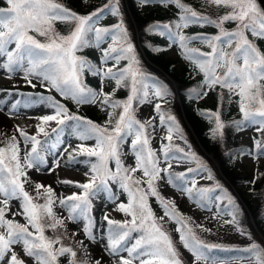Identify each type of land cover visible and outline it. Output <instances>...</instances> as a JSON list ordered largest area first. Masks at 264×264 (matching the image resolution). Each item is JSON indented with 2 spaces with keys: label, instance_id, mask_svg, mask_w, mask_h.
<instances>
[{
  "label": "snow or ice",
  "instance_id": "snow-or-ice-1",
  "mask_svg": "<svg viewBox=\"0 0 264 264\" xmlns=\"http://www.w3.org/2000/svg\"><path fill=\"white\" fill-rule=\"evenodd\" d=\"M152 2L137 0L141 7ZM158 2L162 6L174 5L179 9L178 19L174 23L157 22L150 25L147 31L161 36L167 33L169 39L178 45L183 58L193 65V70L202 75L201 86L191 89L195 98L202 99L219 88L216 110L201 111V115L214 124L210 129L211 138L222 139L224 135L226 125L221 110L225 90L229 98H239L237 103L242 119L232 121L234 127L243 130V125L251 121L261 125L258 131H264V51L255 43V39L264 40V7L258 0H203L205 10H216L213 17L212 13L198 11L184 0ZM0 3L3 4L0 6V56L4 57L0 69L9 74L23 72L24 81L32 88L37 86L33 83V79H36L49 92L54 89L77 105L95 104L107 112L104 124H99L70 114L69 109L51 95L39 94L37 99L29 96L25 107L32 103H47L53 113L36 118L39 122L35 124L33 134L19 124L14 125L11 135L0 134L5 137L0 141L3 145L0 146V264H60L61 257L66 258L67 264H184L169 233L163 228L165 217L178 225L176 231L180 241L194 257V264L206 259L203 248L223 247L206 244L199 239L188 223L190 218H184L178 210L169 211L170 206L175 208L174 202L171 205L164 203L157 190L156 182L164 179L162 173L167 172L168 182L174 184L172 173L168 171L172 167L168 157L173 126L179 129V125L174 116L162 109V102L167 100L169 90L143 69L124 23L120 0H110V3L87 14L73 11L61 0H0ZM105 11L117 17V22L110 26H98L97 20ZM57 23L69 25L68 32L58 31ZM226 23H232L235 27L228 29ZM190 25H209L217 29V33L183 34V29ZM249 34L255 39H250ZM38 37H42L43 41ZM193 42L207 44L210 51L190 48ZM86 48L97 50V62L93 63L78 54ZM154 50L159 52L165 49ZM121 61H127L124 67H119ZM85 72L97 78L98 88L85 83ZM11 78L9 75L8 79ZM152 79H157L155 85L148 83ZM106 80L114 81L109 92L104 91ZM121 88L128 90L123 100L115 98ZM134 103L151 104L155 114L143 121L138 119ZM19 104L20 101H16L11 105L9 117L17 114ZM157 117L161 126L166 123L170 125L164 137L169 143L161 147L166 167L161 166L160 156L150 147L149 129L155 130ZM66 121H75L73 130L77 139L94 140L95 144H79L75 148L68 146L63 149L68 163L76 161L79 154L88 158L85 163L89 165L84 173L86 182L61 181L80 190L63 196L57 194L50 184L33 182L28 171L35 169L39 172L41 166L49 168L46 156L42 154L44 144L52 134H56V142L60 143L59 133ZM53 122L55 127H52ZM126 137H132L134 166H126L122 159V145L127 142ZM21 143L24 144L23 154ZM51 147L55 148L56 144ZM255 148L257 158L264 156V143L256 140ZM248 154H251V150ZM187 155L200 168L205 167L194 152ZM52 163L54 167L49 171L59 168L61 160ZM197 170L189 168L187 171ZM136 172L141 175L135 176ZM184 175L179 174L177 179ZM260 176H264V173H260ZM207 178L213 179L211 174ZM28 183L34 184L35 196L26 190L25 184ZM113 186L118 187L120 192L112 191ZM100 191L109 192L108 199L114 205L113 211L124 213L126 218L115 220L110 218L107 211L102 212V218L107 222L106 234L97 237L94 231L95 217L91 212L92 198ZM186 191L191 195L192 187ZM199 191L203 199L204 194L212 189L202 188ZM124 194L127 202L120 200ZM149 195L160 201L164 208L163 216L156 217L148 202ZM41 199L43 202H40ZM13 201L18 202L15 208L12 207ZM57 208L61 211L58 212ZM16 216L22 217L23 223L16 220ZM225 223L236 224L235 214ZM69 224L76 225V230L70 233ZM48 230L52 231V236L46 235ZM238 230L244 234L243 230ZM134 232L140 235L129 247L127 242ZM77 235L83 238L76 240ZM65 240L73 243L66 244ZM85 240L101 246L98 258L91 257ZM77 249L81 250L82 259H78ZM245 251L252 253L247 258L251 264H264V247L260 244L252 243ZM122 252L127 255H121Z\"/></svg>",
  "mask_w": 264,
  "mask_h": 264
},
{
  "label": "rangeland",
  "instance_id": "rangeland-1",
  "mask_svg": "<svg viewBox=\"0 0 264 264\" xmlns=\"http://www.w3.org/2000/svg\"><path fill=\"white\" fill-rule=\"evenodd\" d=\"M65 6L69 7L73 11L79 14H87L91 11H95L105 4L110 3V0H61ZM185 3L191 5L193 8L201 11V9L196 8L194 0L190 2L184 0ZM260 3V0H258ZM261 7H264L260 3ZM0 6H3L0 3ZM120 8L123 13L124 23L130 34L131 42L135 46L136 53L139 60L143 66V69L150 74V76L158 79L159 82L163 83L169 90V95L167 100L162 102V109L166 114H170L175 117L176 123L179 125V129L174 126L173 130V140L171 141V149L168 157V163L172 165L171 169L168 171L175 174L176 177H172L173 183L168 182V173H162L164 179H160L156 182L157 190L161 197L164 198V203L171 205L174 202L175 208L169 207V211L178 210L179 213L183 214L184 218H190L188 223L196 232L199 239L203 240L206 244H217L222 245L227 250L236 249L231 252L228 257H220L215 255L214 248H203L202 251L205 256V260H201L199 264H251L247 259L252 253L245 251L249 248L252 243L262 245L264 247V176H260V173H264V156L257 158L255 141L260 140L264 143L263 131H258L261 127L259 124L252 123L244 130H241L235 136L237 143L240 146L247 147L251 150V154H245L240 157L238 161L230 165L227 170L223 168V165L219 161V155L224 153L222 141L225 142L224 135L222 139H212L210 136V129L214 126L213 122H210L207 118L201 115L202 110H216L218 94L214 91H210L207 96L202 99L195 98V94L191 93V89L198 88L200 85L194 84V79L202 78L201 74H197L193 70V65L185 60L181 55V50L176 43H173L169 39L167 33L161 36L156 34V32L147 31L150 25L156 24L157 22L161 24L174 23L177 20L179 9L174 5L162 6L159 4L158 0H153L151 4L142 7V10L136 11L138 17L134 14L133 10L130 8L129 0H120ZM155 8H165L169 10L168 19L162 21L154 18V15L162 16L165 10H155ZM155 11L159 14H155ZM205 14L212 13L213 17L215 15V9H208L202 11ZM143 15L142 17H139ZM144 18V19H143ZM117 22V17L110 14V12L105 11V13L98 18V26H110ZM57 30L61 33H67L69 30V25L57 23ZM225 27L232 29L235 27L232 23H226ZM175 31V29H173ZM195 33H205L208 35H214L217 33V29L212 26L205 25L203 27L199 25H190L188 28L183 29V34L193 35ZM158 37L160 40V46L164 51H160V60L165 62L174 63V71L169 74L163 63L153 57L149 58L148 52H153L155 46V40L153 37ZM250 39H255L251 37ZM43 41L42 37H38ZM256 45L260 50L264 51V40L255 39ZM151 45L152 47H149ZM107 47V44L104 45ZM190 48H197L202 52L210 51L207 44L201 42H193L189 45ZM84 57H87L93 63L97 62L99 53L94 48H86L82 52L78 53ZM4 57L0 56V62H3ZM127 61H121L119 67H124ZM111 66V62L109 64ZM11 75V79L8 76ZM23 72H15L12 74L7 73L5 70L0 69V108L3 109L0 112V134L8 133L12 134L14 125L19 124L23 127L29 134L35 132V124L39 121L37 117L52 114L53 109L48 107L47 103L30 104L25 107L26 99L25 95H20L19 92L29 91L40 92L45 96H53L56 100L64 104L70 111V114H75L78 116H83L85 118L91 119L96 123L104 124L107 112L102 110L98 105L81 104L77 105L71 99L62 97L54 89L48 91L45 87H42L36 79H33V83L37 86L32 88L23 79ZM157 79L149 80L150 85H155ZM84 81L92 88H98V80L95 76L88 72L84 73ZM187 81V82H186ZM114 86V81H105L104 91L109 92ZM198 86V87H196ZM3 90H6L3 91ZM128 95V90L126 88L119 89L116 94V99H126ZM185 98H189L190 109L194 113H198L199 117L204 122V137L205 142L201 140L193 130V126L189 123L186 113H185ZM238 97H235L236 104H230V108L233 110L234 117L237 118L240 115L238 107ZM16 101H20L17 105V114L14 117H9V109L12 104ZM136 116L140 120H146L152 115H154L153 107L151 104L136 105ZM225 105L221 110L222 120L226 122V114L229 112ZM119 111V110H117ZM29 114H34L32 117ZM29 117V118H28ZM156 124L155 130L149 129L151 133L150 136V147L154 149L157 155L160 156V163L162 167H166L164 162L163 153L161 152L162 144H168L169 142L164 139L168 134L167 129L170 126L165 124L161 126L159 124V118L154 122ZM75 121H66L65 125L62 126L63 130L59 133L60 143L56 142V134H52L51 139L44 144L43 155L49 163V168H44L41 166L39 172L35 169H30L28 171L29 177L33 182H40L44 184H50L57 194L63 196L71 195L73 192L80 191L79 189L64 185L61 183L63 180L79 181L81 183L86 182V177L84 173L88 170L89 165L85 163L88 159L84 155L77 154L76 161L68 163L66 160V154L63 152L65 147L71 146L75 148L79 144H84L85 146H92L95 144L94 140L81 141L77 139V136L73 130V125ZM55 123H52V127H55ZM47 127V126H46ZM181 131L183 138H181ZM224 132V130H223ZM263 136V137H262ZM5 137L0 135V141ZM22 141V137L20 138ZM126 143L122 145V151L124 153L122 159L126 166L133 165L135 163V158L131 151V139L132 137H126ZM56 144L55 148L51 145ZM0 146H3L0 144ZM21 154H23L24 144L21 143ZM30 147V145H29ZM69 148V151H71ZM183 149L185 155L183 156L177 149ZM190 152H194L197 157L205 165L204 168H200L199 164L190 159L187 155ZM60 159L61 164L59 168H55V171H49L50 168L54 167L53 161ZM94 159V158H93ZM189 168L198 169L197 171L188 172ZM184 173L183 178L177 179L178 174ZM211 174L213 179H208V175ZM140 172H136L135 176L139 177ZM259 176L258 179L255 177ZM254 181V183H253ZM195 184V187H193ZM219 185V186H217ZM192 187V193L186 191L187 188ZM25 188L33 196L36 195L34 190V184H25ZM207 188L212 189V191L204 194V198L200 197V189ZM43 191V190H41ZM112 191L117 193L120 189L113 186ZM109 192L100 191L92 198V216L95 217V233L97 237L101 234H106L107 222L103 220L101 213L107 211L110 218L115 220H124L126 217L124 213L120 211H113L114 205L108 199ZM223 199L224 203H231L234 199L239 201V205L226 204L225 208H222L219 204ZM226 199V200H224ZM120 200L127 202L126 194L120 196ZM43 202V200H40ZM148 202L155 213L156 217H161L164 215V208L161 206L160 201L149 195ZM16 201L12 202V207L17 206ZM237 204V203H236ZM240 205L244 209L243 213V225L246 227V232L242 235L238 230L242 229L241 222L236 220V224H226V220H231L233 218L234 210L233 206ZM58 212L60 209H56ZM260 214V222L257 223L254 216ZM263 214V215H261ZM66 215V213H65ZM9 218H11V213H9ZM16 220L23 223V219L20 216L15 217ZM199 226V227H197ZM178 225L165 217L163 221V228L169 233L172 241L174 242L176 248L181 254V258L184 264H194V257L192 254L183 246L180 241L179 233L176 231ZM77 226L69 224L68 230L71 233L76 230ZM205 229H208L205 231ZM46 235L52 236L51 230L46 232ZM140 235L138 232L132 233L128 243L130 247L135 239ZM83 237L77 235L76 240H80ZM66 244L73 243L70 240H65ZM85 244L92 258H98L100 256V247L96 244H90L85 240ZM75 246V245H73ZM235 247V248H233ZM242 247V248H241ZM19 251V247H17ZM78 259H82V253L80 249H77ZM121 255H127V253L122 252ZM60 264H67L66 258H60Z\"/></svg>",
  "mask_w": 264,
  "mask_h": 264
},
{
  "label": "trees",
  "instance_id": "trees-1",
  "mask_svg": "<svg viewBox=\"0 0 264 264\" xmlns=\"http://www.w3.org/2000/svg\"><path fill=\"white\" fill-rule=\"evenodd\" d=\"M65 1V0H64ZM188 2H190V0H186ZM130 3V8L133 10L134 14L138 17V15L136 14V11L138 10H142V7L138 5L137 0H129ZM191 3V2H190ZM195 6L196 8L201 9V11H204L205 8L202 7L203 5V0H194ZM260 3L264 6V0H260ZM155 10H165L164 13H162V16L159 15H154V18H157L158 20H166L169 17V10L165 9V8H155ZM222 11V10H221ZM155 14H159V12L155 11ZM143 15L140 14L139 17H142ZM178 19V16L176 17ZM144 19V18H143ZM153 39L155 40L154 44H157V47L155 46V48H161L160 46V40L158 37H153ZM197 49V48H196ZM149 58L153 57L157 60H160V51H153V52H148ZM161 61V60H160ZM164 65L165 70L169 73L172 74V72L174 71V63L172 62H165V61H161ZM194 84L196 85H200L202 84V78H196L194 79ZM187 82V81H186ZM88 85L89 82H88ZM198 87V86H196ZM214 92L216 94H218L219 92V88H217L216 90H214ZM26 99H29V96H31L32 99H37L39 94L36 92L33 93H28L25 94ZM235 97L236 96H232L231 98H229L228 94H227V90H225V96L223 99V106L225 105L227 108H229V112L226 114V122L225 125L226 127L224 128V143L222 141V146L224 150L223 154L219 155V161L220 163L223 165V168H225L227 170V168L234 164L236 161H238V159L242 156H244L245 154H247L249 152V149L247 147H243L240 146L237 143V140L235 138V136L237 135L238 132H240L241 130H237L234 125L232 124V121H239L242 119V114L240 113L239 117L235 118L234 114H233V110L232 108H230V104L234 105L236 104L235 101ZM33 104H38V103H33ZM184 105H185V113L187 116V119L189 121V123L191 124V126H193V130L196 133V135L205 142V137H204V122L202 121V119L199 117L198 113H194L191 109H190V104H189V98H185L184 100ZM238 108V107H237ZM239 109V108H238ZM250 124L249 122H246L243 125V129L247 128ZM264 134V131L262 132L261 135ZM263 137V136H262ZM182 154H184L185 152H181ZM179 175V174H178ZM173 177H176L175 174L172 175ZM226 200V199H224ZM41 202V201H40ZM237 203V204H236ZM226 204H234V205H239V201L237 199H234V201H232L231 203H224L223 199L221 198L220 201V206L222 208L226 207ZM233 210H234V214H235V219L239 222H241V226L244 232L247 233V231L245 230L246 227L243 225L242 221H243V213H244V209L243 207L240 205V207L238 206H233ZM257 216H254L256 219V222L259 223L260 222V214H257ZM263 215V214H261ZM257 243V242H256ZM261 245V243H260ZM262 246V245H261ZM235 248V247H233ZM242 248V247H241ZM236 249H230L227 250L224 248H214V253L222 256V257H226L231 255V252L235 251Z\"/></svg>",
  "mask_w": 264,
  "mask_h": 264
},
{
  "label": "bare ground",
  "instance_id": "bare-ground-1",
  "mask_svg": "<svg viewBox=\"0 0 264 264\" xmlns=\"http://www.w3.org/2000/svg\"><path fill=\"white\" fill-rule=\"evenodd\" d=\"M33 115H34V114H32V115H31V114H29V116H30V117H32ZM28 118H29V117H28ZM32 118H33V117H32Z\"/></svg>",
  "mask_w": 264,
  "mask_h": 264
}]
</instances>
